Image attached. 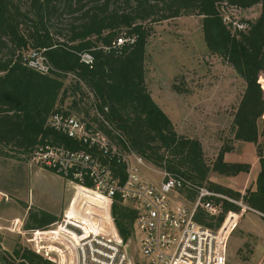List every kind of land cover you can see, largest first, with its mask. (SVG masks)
<instances>
[{"label":"trees","instance_id":"obj_1","mask_svg":"<svg viewBox=\"0 0 264 264\" xmlns=\"http://www.w3.org/2000/svg\"><path fill=\"white\" fill-rule=\"evenodd\" d=\"M246 10L260 6L254 21L231 30L221 7ZM182 16L201 18L203 40L210 55L227 63L242 79L244 91L232 118L233 139L256 146L260 171L255 191L244 194L209 182V175L234 177L249 166L224 161L231 147L206 159L201 142L177 133L152 100L145 83L146 46L153 24ZM119 41L122 43L119 44ZM41 52L52 71L41 75L23 63L31 52ZM88 54L92 64L81 61ZM264 0H0V151L31 154L47 142L75 148L47 126L61 106L73 99L69 110L83 112L82 120L100 114L127 139L131 150L160 171L180 174L264 216V158L258 146L264 116ZM69 77V78H68ZM68 81V84L66 82ZM87 100V106H81ZM70 115V114H69ZM109 134V133H107ZM189 200L194 195L187 194ZM220 213L198 210L196 220L217 230L239 206L216 199ZM30 210L26 227L45 228L56 218ZM115 225L123 240L131 234L134 212L116 199ZM230 220L227 225V220ZM228 215L224 227L231 225ZM44 232V231H43ZM25 261V262H23ZM1 264H54L23 249L20 262L0 256Z\"/></svg>","mask_w":264,"mask_h":264},{"label":"rangeland","instance_id":"obj_2","mask_svg":"<svg viewBox=\"0 0 264 264\" xmlns=\"http://www.w3.org/2000/svg\"><path fill=\"white\" fill-rule=\"evenodd\" d=\"M220 12L225 23L234 30L237 22L254 21L259 16L260 6L246 10L224 6ZM152 30L145 59V83L152 100L179 135L201 142L208 161L212 162L221 148L231 147V151L225 154L226 162L250 168L253 152L244 143H236L232 128V118L244 91V83L227 63L208 53L202 35L201 18L182 16L153 24ZM259 82L264 93V74L260 75ZM72 100L66 99L61 108L82 120L83 112L68 109ZM81 106H87V100ZM263 128L264 116L259 131ZM251 145L257 156L256 146ZM258 146L264 158V134L259 138ZM147 166L143 170L145 178L152 183H159L160 170L149 163ZM249 175L250 172L234 177L211 173L209 180L244 194L252 190L256 182V176ZM203 186L207 188V184ZM73 199L74 190L70 185L34 163L31 154L1 150L0 256L18 263L23 249L42 259L56 258L49 250L62 254L60 249L49 247L46 243L49 239L45 235H42L44 238L35 235V232L45 231L47 226L39 228L41 231L36 229V225L33 230L26 227L27 216L30 210L36 213L42 211L45 216L58 220ZM241 204L237 214L231 213L234 221L229 225L230 228L224 227L228 229L224 247L225 264H264V219ZM126 240L136 249L134 235L130 234Z\"/></svg>","mask_w":264,"mask_h":264},{"label":"built area","instance_id":"obj_3","mask_svg":"<svg viewBox=\"0 0 264 264\" xmlns=\"http://www.w3.org/2000/svg\"><path fill=\"white\" fill-rule=\"evenodd\" d=\"M245 27L237 22L235 28ZM81 61L91 65L92 57L84 54ZM23 63L41 75L53 70L41 52H31ZM47 126L75 146L50 141L31 153L34 163L62 178L74 190V199L62 216L44 232H35L49 239V247L62 251L47 250L56 256L49 259L52 263L225 264L224 247L230 226L209 229L197 222V212L218 215L221 208L215 204L216 199L239 207L241 202L167 171L158 173L159 183L148 181L143 175L147 163L100 114L91 121L56 112ZM187 194H193V199L189 200ZM116 199L134 212L131 234L136 249L117 230L112 215ZM245 209L264 219L248 207Z\"/></svg>","mask_w":264,"mask_h":264},{"label":"crops","instance_id":"obj_4","mask_svg":"<svg viewBox=\"0 0 264 264\" xmlns=\"http://www.w3.org/2000/svg\"><path fill=\"white\" fill-rule=\"evenodd\" d=\"M236 143H239L238 141H236ZM243 143V142H242ZM244 145H247L248 146V148L249 149H251L252 150V152H253V155H251V158H250V161H249V164H250V169L249 170H251V171H249L250 172V175L249 176H253V177H257V175H258V173H259V171H260V169L258 168V162H259V160H258V158H257V156H256V154H255V150H254V148H251V147H253L251 144H245L244 143ZM236 147H237V144H235V146H234V148H235V150H236ZM226 154V153H225ZM224 161L226 162V160H225V155H224ZM226 163H228V162H226ZM210 176V175H209ZM211 183H213L211 180H209ZM214 184H216V183H214ZM217 185H219V184H217ZM220 186H222V185H220ZM223 187H226L227 188V186H223ZM250 191H255V185H253V189L252 190H250ZM233 221H234V219H233Z\"/></svg>","mask_w":264,"mask_h":264},{"label":"water","instance_id":"obj_5","mask_svg":"<svg viewBox=\"0 0 264 264\" xmlns=\"http://www.w3.org/2000/svg\"><path fill=\"white\" fill-rule=\"evenodd\" d=\"M0 264H1V262H0Z\"/></svg>","mask_w":264,"mask_h":264}]
</instances>
